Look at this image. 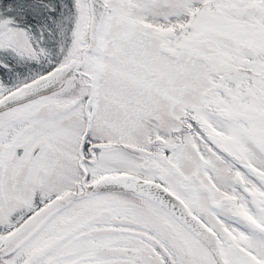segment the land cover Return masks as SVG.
<instances>
[{
	"label": "snow or ice",
	"instance_id": "obj_1",
	"mask_svg": "<svg viewBox=\"0 0 264 264\" xmlns=\"http://www.w3.org/2000/svg\"><path fill=\"white\" fill-rule=\"evenodd\" d=\"M0 264H264V0H0Z\"/></svg>",
	"mask_w": 264,
	"mask_h": 264
}]
</instances>
